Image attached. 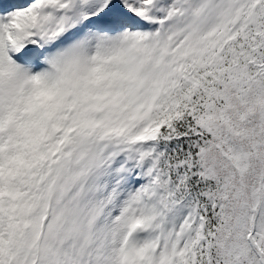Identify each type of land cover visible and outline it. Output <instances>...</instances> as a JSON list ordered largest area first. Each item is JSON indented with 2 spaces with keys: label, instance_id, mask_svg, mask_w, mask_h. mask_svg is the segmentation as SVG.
<instances>
[{
  "label": "snow or ice",
  "instance_id": "obj_1",
  "mask_svg": "<svg viewBox=\"0 0 264 264\" xmlns=\"http://www.w3.org/2000/svg\"><path fill=\"white\" fill-rule=\"evenodd\" d=\"M0 264H264V0H0Z\"/></svg>",
  "mask_w": 264,
  "mask_h": 264
}]
</instances>
